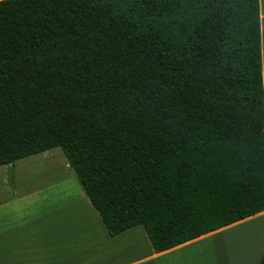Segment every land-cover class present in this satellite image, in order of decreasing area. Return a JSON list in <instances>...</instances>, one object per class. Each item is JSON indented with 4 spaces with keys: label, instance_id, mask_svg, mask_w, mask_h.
Segmentation results:
<instances>
[{
    "label": "trees",
    "instance_id": "1",
    "mask_svg": "<svg viewBox=\"0 0 264 264\" xmlns=\"http://www.w3.org/2000/svg\"><path fill=\"white\" fill-rule=\"evenodd\" d=\"M57 148L155 253L264 212L258 0H1L0 167Z\"/></svg>",
    "mask_w": 264,
    "mask_h": 264
},
{
    "label": "crops",
    "instance_id": "2",
    "mask_svg": "<svg viewBox=\"0 0 264 264\" xmlns=\"http://www.w3.org/2000/svg\"><path fill=\"white\" fill-rule=\"evenodd\" d=\"M1 1V0H0ZM264 89V0H258ZM54 149H52L53 151ZM51 151V150H50ZM50 151L0 167V264H257L264 250V212L171 250L155 253L144 229L111 237L78 184L66 177L24 189L21 167ZM68 168V163L66 164ZM5 168H11L12 184ZM75 190L77 196L63 191ZM222 236L224 239L217 238ZM210 238L209 249L193 250ZM204 248V249H203Z\"/></svg>",
    "mask_w": 264,
    "mask_h": 264
},
{
    "label": "rangeland",
    "instance_id": "3",
    "mask_svg": "<svg viewBox=\"0 0 264 264\" xmlns=\"http://www.w3.org/2000/svg\"><path fill=\"white\" fill-rule=\"evenodd\" d=\"M51 156H55L54 160L50 158V156H46V157H42L44 158V160L42 159L41 162L36 163L32 166H23L21 167V185L24 189H31V188H35V187H39L42 185H45L47 182L50 181H56L59 179H62L63 177H66V174H68L69 177H71L74 182L75 181V176L72 172V170L68 167H66L67 161L62 153V151L60 149H54L53 151L51 150L50 152H48L47 154H49ZM8 167V165H7ZM4 170L7 171L8 178H9V182L10 184H12V178H13V173L14 171L9 168H5ZM77 184V183H76ZM2 186V183L0 181V187ZM67 197L66 198H70V196H77V193L75 190H67V191H63ZM217 238H221L224 239L222 236H216ZM209 244H210V238L204 240L203 242L195 245V247L193 248V250L198 251L200 248H202L203 246H205L204 248L209 249ZM203 248V249H204Z\"/></svg>",
    "mask_w": 264,
    "mask_h": 264
},
{
    "label": "water",
    "instance_id": "4",
    "mask_svg": "<svg viewBox=\"0 0 264 264\" xmlns=\"http://www.w3.org/2000/svg\"><path fill=\"white\" fill-rule=\"evenodd\" d=\"M8 166H12V164H11V163H9V164H8Z\"/></svg>",
    "mask_w": 264,
    "mask_h": 264
}]
</instances>
